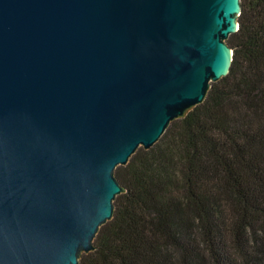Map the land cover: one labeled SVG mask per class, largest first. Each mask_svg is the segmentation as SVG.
Segmentation results:
<instances>
[{
    "label": "water",
    "instance_id": "1",
    "mask_svg": "<svg viewBox=\"0 0 264 264\" xmlns=\"http://www.w3.org/2000/svg\"><path fill=\"white\" fill-rule=\"evenodd\" d=\"M240 0H0V264H79L115 175L229 72Z\"/></svg>",
    "mask_w": 264,
    "mask_h": 264
},
{
    "label": "trees",
    "instance_id": "2",
    "mask_svg": "<svg viewBox=\"0 0 264 264\" xmlns=\"http://www.w3.org/2000/svg\"><path fill=\"white\" fill-rule=\"evenodd\" d=\"M229 72L139 147L79 264H264V0H240Z\"/></svg>",
    "mask_w": 264,
    "mask_h": 264
},
{
    "label": "rangeland",
    "instance_id": "3",
    "mask_svg": "<svg viewBox=\"0 0 264 264\" xmlns=\"http://www.w3.org/2000/svg\"><path fill=\"white\" fill-rule=\"evenodd\" d=\"M123 166V165H122Z\"/></svg>",
    "mask_w": 264,
    "mask_h": 264
}]
</instances>
